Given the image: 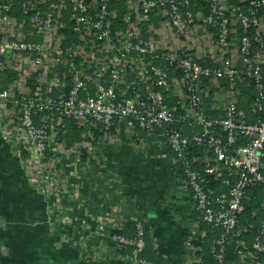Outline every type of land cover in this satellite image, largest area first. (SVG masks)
I'll return each mask as SVG.
<instances>
[{
  "label": "built area",
  "instance_id": "built-area-1",
  "mask_svg": "<svg viewBox=\"0 0 264 264\" xmlns=\"http://www.w3.org/2000/svg\"><path fill=\"white\" fill-rule=\"evenodd\" d=\"M16 1L0 0V70L16 73L0 102L16 108L13 145L31 176L56 184L64 174L59 152L73 149L79 158L80 143L55 141L64 118L90 142L94 130L114 141L123 120L127 129L160 130L197 213L185 264L201 261L208 230L219 231L211 247L216 264H226L227 250L233 264H264V218L257 227L240 219L247 191L264 187V0H199L209 7L201 20L183 10L190 0H127L120 22L108 0H22L28 17L21 19L12 15ZM161 14L177 35L198 24L213 28L210 55L162 50L150 25ZM243 85L254 94L250 114L240 106ZM221 179L226 191L217 193L210 183ZM110 221L111 229L123 230L127 219ZM134 230L109 237L134 264H165L140 257L142 221ZM241 232L253 233L251 240Z\"/></svg>",
  "mask_w": 264,
  "mask_h": 264
},
{
  "label": "crops",
  "instance_id": "crops-1",
  "mask_svg": "<svg viewBox=\"0 0 264 264\" xmlns=\"http://www.w3.org/2000/svg\"><path fill=\"white\" fill-rule=\"evenodd\" d=\"M193 14L201 20L204 12ZM152 17V37L166 52L202 57L215 47L212 31L201 24L177 35L167 16ZM15 109L0 102V245L6 248L0 264H134L109 237L113 218L142 221L162 262L186 263L197 213L160 130H131L128 121H118L114 141L97 131L93 141L79 142V158L73 149L59 152L62 181L39 183L13 145ZM224 182L218 193L225 191Z\"/></svg>",
  "mask_w": 264,
  "mask_h": 264
},
{
  "label": "trees",
  "instance_id": "trees-1",
  "mask_svg": "<svg viewBox=\"0 0 264 264\" xmlns=\"http://www.w3.org/2000/svg\"><path fill=\"white\" fill-rule=\"evenodd\" d=\"M22 0H17L13 10H12V15L15 16L17 19H21L24 17H28L26 14L22 13L20 9V2ZM51 0H47L49 3ZM235 3H238V0H232ZM47 5H44L43 8H46ZM107 6L109 10L116 9L117 11V16H116V22H120L121 17L123 13L126 11V4L125 0H108ZM196 9H201L204 14H207L209 12V7L208 4L199 0H190L189 5L187 7H184V11H190L194 12ZM264 12V8L261 10ZM153 18V17H152ZM151 18V19H152ZM212 31H215L213 28H209ZM238 32L239 35L242 34V27H238ZM67 35L70 37H73L71 32L68 30H63ZM248 34L253 33V29L249 28L247 30ZM256 47V44H253V48ZM204 63H210L208 59H203ZM159 63V62H156ZM162 63V62H161ZM16 73L9 71L7 69L5 70H0V90L4 89L7 87V85L15 78ZM33 79L30 81L31 86ZM242 93H241V99H240V106L245 109L248 114H250V105L253 101L254 94L252 91V88L249 86L243 85L242 87ZM208 100V99H207ZM167 101H170L167 99ZM209 101V100H208ZM209 103V102H208ZM83 129L77 125L74 124V122L68 118H64L61 122V124L58 126V134L55 138L56 142H61L64 143L65 147L70 148L73 146L75 143L81 142L84 138L81 136ZM94 137L97 136V130H94ZM82 152V151H81ZM85 157L83 156L82 159ZM222 180V179H221ZM221 182V181H220ZM220 182H211L210 186L215 189L217 186L219 187ZM225 188V186H224ZM226 191V188H225ZM217 192V191H216ZM218 193V192H217ZM248 196L250 197L249 200H246L243 205V209L241 212L240 219L241 221L249 220L252 223L255 224L257 227L259 219L264 218V210L262 209L261 206V201L264 199V187L259 186L255 187L252 189H249L247 191ZM255 211L256 215L254 217H251V212ZM134 224L135 220H127V222L124 225L123 230H117V229H111L109 230V234H114V233H119L123 234L125 236H132L134 233ZM144 233H145V247L140 254V257L147 259V260H152L156 262H162L161 258L158 256L154 248L151 246L149 243V239L146 235V228L144 227ZM219 236V231H207V234L205 238L202 241V246H203V251L201 252V261L194 262L192 264H216V260L214 258V253L211 250L212 244L214 242V239ZM241 237H244L247 241H250L253 233H244L241 232L240 234ZM129 251V248L127 249ZM127 255V254H126ZM235 258L234 254H231L229 250H227V256L225 263L229 264L230 262H233ZM164 263V262H162ZM166 264V263H165ZM233 264V263H232Z\"/></svg>",
  "mask_w": 264,
  "mask_h": 264
},
{
  "label": "rangeland",
  "instance_id": "rangeland-1",
  "mask_svg": "<svg viewBox=\"0 0 264 264\" xmlns=\"http://www.w3.org/2000/svg\"><path fill=\"white\" fill-rule=\"evenodd\" d=\"M206 59V58H205ZM59 207V205H57Z\"/></svg>",
  "mask_w": 264,
  "mask_h": 264
}]
</instances>
